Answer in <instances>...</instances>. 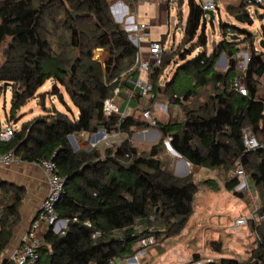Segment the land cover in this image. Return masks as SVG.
<instances>
[{
	"label": "trees",
	"instance_id": "16d2710c",
	"mask_svg": "<svg viewBox=\"0 0 264 264\" xmlns=\"http://www.w3.org/2000/svg\"><path fill=\"white\" fill-rule=\"evenodd\" d=\"M126 1L132 6L136 0ZM173 1L181 14L184 0ZM187 2L183 47L167 51L162 65L149 74L158 98L168 97L170 104L180 105L184 120L170 118L152 125L133 115L106 116L103 112L104 100L113 95V89L126 86L122 74L131 68L137 52L129 32L115 20L109 0H0V48L5 45L0 92L11 88L8 121L13 122L30 100L45 98L46 91L40 90L49 80L53 82L52 95L62 98L60 87H64L78 111L77 115L71 113L66 102L68 111L41 102L43 114L23 122L10 140H0V154L12 151L29 163L52 158L66 179L56 210L61 219H69L67 229L64 234L53 229L46 232L37 264H110L134 256L135 245L144 238L179 234L194 213L198 187L191 174L178 176L164 167L167 137L194 166L231 171L240 162L264 197V96L258 82L264 78V50L253 47L249 52L242 73L247 94L236 92L232 84L240 43L252 38L251 31L221 22L224 37L208 53L203 5L200 0ZM238 15L241 23L253 24L246 0L234 12ZM230 34L238 38L232 39ZM96 48L109 51L104 64L95 59ZM175 52L180 63L176 62L172 80L163 85L161 77L175 61L167 55ZM222 54L228 58L225 71L216 68ZM180 71L189 85L175 88ZM169 88L173 93L168 95ZM204 88L212 89L207 98L190 107V99L198 98ZM133 127L154 128L162 137L149 150L140 151L130 142ZM246 127L260 138L259 148L245 149L242 130ZM100 129L128 137L104 152L95 146L73 149L70 134ZM206 183L218 187L215 179ZM237 185L238 179L230 175L226 189L241 196ZM24 194V187L0 175V264H11L3 253L21 221ZM254 228L258 246L250 259L222 257L205 264H264V224Z\"/></svg>",
	"mask_w": 264,
	"mask_h": 264
},
{
	"label": "rangeland",
	"instance_id": "374dc122",
	"mask_svg": "<svg viewBox=\"0 0 264 264\" xmlns=\"http://www.w3.org/2000/svg\"><path fill=\"white\" fill-rule=\"evenodd\" d=\"M154 1L158 3H155L154 5L149 4L140 8V20L142 19L143 22L149 24L152 39L162 40L167 47H170L171 42H174L172 48L168 51L174 48L179 50L183 47L181 39L183 37V27L189 13L188 0H184L181 7V14H178L180 8L177 10L176 3L173 0H171L169 8L165 13H163L160 8L159 0ZM241 2L242 0L217 1L215 19L211 21L207 16L206 20V34L208 36L206 50L208 53H211L214 45L223 39L224 34L221 22L244 26L251 31L252 38L240 43V52L237 58L238 65L243 64L246 67L249 59V52L253 47L256 51L264 50L260 46V42L264 38V7L263 4L255 6L256 13L253 17V24L247 25L238 21L236 16H234V12L238 11ZM244 8L245 6H243V10ZM259 12H263V14H260ZM151 19L155 20L154 23L151 22ZM241 38H243V36ZM4 47L5 45L0 48V64L4 61ZM176 52L167 55L168 57L173 56V60L175 61L165 69L164 75L161 77L163 85L172 80L178 68L176 64L178 62L180 63ZM226 63H228L227 57ZM216 68L219 71H225L227 69V64L226 66H223L221 62L217 61ZM258 82L260 94L264 96V78H260ZM52 84V80H49L40 90V92L46 90L45 98H34L21 108L12 123L16 125L17 129L21 128L23 122L31 120L33 116L42 112V103H45L47 107H51L53 104L59 110L68 111L69 108H67L64 103L66 102L72 110L71 113L77 115V108L66 94L64 87H60L62 92V98H60L58 95H52ZM182 85L188 86L189 81L184 73L180 71L176 77L174 86L175 88H179ZM210 90L212 89H202L198 98L190 99L188 102L189 106L196 107L200 102H203L207 98ZM170 93H173L171 88H169L167 94L169 95ZM167 100L168 97H160L157 99V102L164 103ZM119 104L121 105L122 111L128 115H136L139 111L142 112L143 109L154 106V103L149 101L142 102L141 106L140 102H138L139 105H132L131 100L129 99L126 102H121L119 100ZM170 107L171 111L169 116H165L161 110L156 112L157 116L163 118L162 120L164 121L169 118L176 121H183L185 114L182 107L176 104H170ZM10 108L11 88L9 87L5 91L0 92L1 129H4L8 124L7 116L10 112ZM136 119L141 120L140 118ZM152 129L154 130V128L142 129L133 127V132L130 136L131 144L138 147L140 151L149 150L151 145L158 142L162 137L160 135L157 139H147L148 136L152 137L153 134L147 135L144 130ZM114 133L119 132H106V136H103L95 142L92 141L91 136L89 135L87 136L89 139L80 140L78 135L74 134V139L78 148H88L90 145H94L96 148L104 152L108 147H117L128 137L125 134L120 135L119 137H112L111 135ZM140 133L143 134L142 137L139 136ZM167 138L164 139L165 153L162 159L164 167L168 171L174 173L181 156L171 151L167 144ZM70 143L74 149L73 142L70 141ZM186 167L188 168L187 175L191 174L193 176L198 187L194 203V213L190 216L185 228L179 234L168 238H155L154 243L146 246L145 252L140 255L137 264H194V260L197 259L195 257L196 255L199 256V259L210 258L212 260H219L222 257H233L243 261L250 259L252 252L258 246V235L254 227L264 224V197L261 196L260 191L253 185L250 174L247 173L250 183L249 189H244L237 185L236 190L241 194V196H238L234 194L233 191L226 189L227 181L230 178V175H234L236 166L231 171H227L224 168L213 170L194 166L192 164H189ZM207 179H215L218 183V187H210L209 184L206 183ZM240 215L248 216L249 221L247 225L236 226L234 224L235 218ZM135 246L137 248V254L141 248L138 244ZM115 264L130 263L127 262L126 258H117Z\"/></svg>",
	"mask_w": 264,
	"mask_h": 264
},
{
	"label": "built area",
	"instance_id": "2783aa9c",
	"mask_svg": "<svg viewBox=\"0 0 264 264\" xmlns=\"http://www.w3.org/2000/svg\"><path fill=\"white\" fill-rule=\"evenodd\" d=\"M139 1L143 0H136L135 2ZM200 1L203 8H212L215 10L216 4L214 0ZM260 4H264V0H246V9L252 18L256 13L255 6ZM124 17L129 37L137 46V52L133 65L122 74V78L125 79L126 86L129 88L125 98L132 100L139 97L142 102L149 101L154 103V106L145 108L141 112V120L154 125L158 120L163 119L158 117L156 112L161 110L165 116H169L171 107L169 100L164 103L157 102L158 94L153 83L149 79V74L155 67H160L162 65L164 54L172 48L174 42H171L170 47H167L162 40L152 39L149 24L139 21L138 18L130 12L128 7L125 10ZM244 69L245 65H238L237 75L235 76L232 84L233 89L242 95L247 94V88L243 82L242 76ZM130 73H133L132 75L137 73V76L127 77ZM122 95L123 87L116 86L113 89V95L104 100L103 112L106 116L114 114H120L121 117L128 116V114L122 111L121 105L118 102V99ZM12 123L13 122H8L7 126L0 131V140L8 141L14 135L17 128L16 125ZM147 131L148 130H144V132ZM242 133L244 146L247 151L255 150L260 147L258 138L250 128H244ZM106 135L105 131L104 136ZM120 135H123V133H114L111 136L119 137ZM170 140L171 138L168 137L167 143H169ZM20 162L21 159L12 151L0 154V166H10ZM38 164L42 168L47 181V193L42 200L38 217L31 222L27 232L22 236L20 244L8 253L7 259L11 264H37L41 259L40 248L44 243V228H46V232L49 229H53L56 233L64 234L69 223V219H61L56 210V203L64 191L65 177L59 173L57 163L52 158L43 159ZM233 176L238 179V185L241 188L249 189L250 183L247 172L240 162H237ZM248 221V216L240 215L235 218L234 224L236 226H245ZM86 224L91 225L89 222H86ZM98 234L99 232H96V235ZM154 242L155 238L152 235L142 239L139 242V247L141 249L134 256L126 257L127 262L130 264L135 262L138 263L140 255L145 252V247ZM211 260L212 259L210 258H202L196 260L194 264H205ZM110 264H115V261H112Z\"/></svg>",
	"mask_w": 264,
	"mask_h": 264
},
{
	"label": "crops",
	"instance_id": "0c3cea01",
	"mask_svg": "<svg viewBox=\"0 0 264 264\" xmlns=\"http://www.w3.org/2000/svg\"><path fill=\"white\" fill-rule=\"evenodd\" d=\"M109 1H110L111 12L115 20L119 22L126 30H127L126 20H125L124 15H125V10L127 7L130 9V12L138 18L139 21L143 22L142 19L140 20L139 18L140 8L145 7L146 5H149V4L154 5L155 3L156 4L158 3V2H155L154 0H143V1L133 3V5L131 6L130 3L127 2L126 0H109ZM159 2H160V8L162 9V12L165 13L166 10L169 8L171 0H159ZM263 7H264V4H263ZM259 13L263 14V12H259ZM154 21H155L154 19H151L152 23H154ZM108 56H109V51L105 48H96L94 51V57L98 59L102 64L106 62V60L108 59ZM132 74L133 73H130L127 77L137 76V73L134 75ZM128 91H129V88L127 86H124L123 95L118 99V102L119 100L121 102L122 101L126 102L128 100L125 98V95L127 94ZM138 102H140V106H141L142 101L138 99L137 97L131 100L132 105H137ZM41 108H42V112L39 113L38 115L44 113L43 104H41ZM77 114H78V111H77ZM38 115L33 116V118ZM133 116L141 119V112L139 111V113H137L136 115L133 114ZM1 130L2 129L0 128V131ZM87 133L89 132L76 133V135H78L80 140H86V139H89V137H87L88 136ZM176 169L178 171L183 172L186 170V165L183 163L178 164ZM0 175L3 179L16 183L24 187L25 189L24 198L22 201V205L20 207L21 221L15 229V234H14V237L11 243L8 245L5 252L3 253V258H7L8 253L12 249H14L16 246H18V244H20L22 236L27 232L31 222L35 218L38 217L40 213L41 203L47 193L48 187H47V181L42 171V168L40 167L38 163H29V162L21 161L18 164H13L10 166H0ZM43 231L45 232V233L43 232L45 236L46 228H44Z\"/></svg>",
	"mask_w": 264,
	"mask_h": 264
},
{
	"label": "water",
	"instance_id": "95a60500",
	"mask_svg": "<svg viewBox=\"0 0 264 264\" xmlns=\"http://www.w3.org/2000/svg\"><path fill=\"white\" fill-rule=\"evenodd\" d=\"M204 11H205V15L208 16L209 19H210L211 21H213V20L215 19L216 16H215V10H214V9H212V8H204ZM236 19H237L238 21H241V20H242V16H241V15H238V16H236ZM229 37L232 38V39H236V38H238V36L235 35V34H230ZM260 46L264 49V39L261 40V42H260ZM95 59H96V58H95ZM96 60H98V59H96ZM98 61H99V60H98ZM99 62H100V61H99ZM218 62H221L223 66H226L227 63H226V57H225L224 54H222V56H221V58L218 60ZM142 133H143V132H142ZM142 133H140V135H139L140 137L143 136ZM146 133H147V135H151V134H153L152 137H149V136H148L147 139H149V140L157 139V138L161 135V133H160L158 130H156V129H154V130H153V129H152V130H148ZM87 135L91 136L92 141L95 142V141L99 140L100 138H102V137L105 135V130H104V129H100L99 131H97V132H95V133H92V134L87 133ZM68 137H69V140L73 142V144H74V149H77L78 146L76 145V141H75V139H74V134H70ZM167 144H168V147H169L174 153L179 154V153H178V152H177V151L171 146V143H170V142L167 143ZM92 147H93V145H90V146L88 147V149H90V148H92ZM179 155H180V154H179ZM180 156H181V155H180ZM181 163H184L186 166H188V165L190 164V162H188V161H187L186 159H184L183 157H181V158L179 159L178 164H181ZM174 173H175L176 175H178V176H186V175L188 174V168L186 167V170L183 171V172L178 171V170L176 169Z\"/></svg>",
	"mask_w": 264,
	"mask_h": 264
},
{
	"label": "bare ground",
	"instance_id": "6f19581e",
	"mask_svg": "<svg viewBox=\"0 0 264 264\" xmlns=\"http://www.w3.org/2000/svg\"><path fill=\"white\" fill-rule=\"evenodd\" d=\"M172 151V150H171ZM173 152V151H172ZM184 164V163H183ZM132 264H137L136 262L135 263H132Z\"/></svg>",
	"mask_w": 264,
	"mask_h": 264
}]
</instances>
